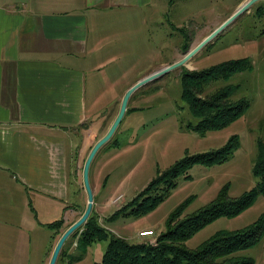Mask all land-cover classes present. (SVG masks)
<instances>
[{
  "label": "rangeland",
  "instance_id": "1",
  "mask_svg": "<svg viewBox=\"0 0 264 264\" xmlns=\"http://www.w3.org/2000/svg\"><path fill=\"white\" fill-rule=\"evenodd\" d=\"M247 1L150 0L142 10L116 12L113 13L116 15L104 18L106 21L113 19L104 30L98 31L96 25L92 26L87 58L93 60V71H89L91 84L88 102L91 100L94 118L86 124L85 131L91 130L96 137L93 134L90 144L79 154L78 180L81 179L92 144L105 134L116 119L124 91L181 61L185 57L180 54L183 44L191 49L196 47ZM249 14L247 11L239 15L184 66L136 90L128 106L137 110L125 115L113 136L119 145L109 142L96 154L89 173L90 185L100 186L98 193H95L94 208L100 223L115 235L131 243L154 241L167 231L170 215L189 198L192 200L180 219L210 205L225 187L231 198H238L256 185L253 166L258 157V142L264 144V64L257 57L264 37L257 42H253V38L264 28V21L254 23ZM178 29L187 34L189 41H184L181 33L178 36ZM252 56L258 63L233 74L226 81H210L200 96L206 99L228 85H235L238 88L230 100L247 99L250 102L247 112L226 128L205 135L189 128L196 120L181 98V75L185 72H202L223 62ZM234 136L238 137L239 146L226 160L212 166L192 167L188 174L177 179L175 188L154 210L145 216L119 217L107 221L159 173H164L186 156L221 149ZM84 195L87 196L86 192ZM77 197L80 201L81 194ZM77 197L76 193H71V202ZM87 203L84 196L83 202L77 205L79 213L76 218L85 212ZM262 216L264 196L261 195L238 216L221 217L205 226L184 246L196 250L216 232L245 229ZM67 226L61 227L58 234L54 230L58 241ZM151 231V235H145V232ZM108 244L109 240L94 243L83 260L72 263L69 254L78 256L80 252L77 239L70 237L64 246L68 251L59 256L57 264H98ZM232 256L251 258L254 264H264V235L254 247Z\"/></svg>",
  "mask_w": 264,
  "mask_h": 264
},
{
  "label": "crops",
  "instance_id": "2",
  "mask_svg": "<svg viewBox=\"0 0 264 264\" xmlns=\"http://www.w3.org/2000/svg\"><path fill=\"white\" fill-rule=\"evenodd\" d=\"M149 1L0 0V264H49L58 242L49 225L64 220L65 232L82 217L91 28Z\"/></svg>",
  "mask_w": 264,
  "mask_h": 264
},
{
  "label": "trees",
  "instance_id": "3",
  "mask_svg": "<svg viewBox=\"0 0 264 264\" xmlns=\"http://www.w3.org/2000/svg\"><path fill=\"white\" fill-rule=\"evenodd\" d=\"M189 48L188 45L185 49ZM251 65L248 58H243L223 62L202 72H185L181 75V98L196 120V123H191L189 128L205 135L208 132L226 128L247 112L250 107V102L247 99L236 102L230 100L238 88L235 85H228L206 99H202L200 96L210 81H226L234 73L245 71ZM136 110V108L128 106L126 114ZM111 140L109 142L112 145H119V141L115 137L114 139L112 137ZM258 145V157L253 166V174L257 183L252 189L238 198H231L228 188L225 187L219 197L210 205L185 219H180V215L192 200L189 198L170 215L167 231L154 241L131 243L115 235L100 223V217L93 207L85 225L71 236L73 239H77V248L80 252L78 256L68 253L71 262L83 260L88 248L94 243L109 240L102 261L98 264H254L251 258L233 257L232 255L246 251L260 242L264 235L263 216L245 229L233 232H216L196 250L187 249L184 243L215 220L221 217L238 216L250 208L258 196H264V144L258 142ZM238 146V137L234 136L221 149L186 156L164 173H159L143 191L137 194L132 201L119 208L107 221H114L119 217L145 216L164 201L171 189L175 188L177 179L188 174L192 167L219 164L226 160ZM64 224V220H59L49 226L53 230L56 229L58 234ZM64 246L60 256L65 255L68 251Z\"/></svg>",
  "mask_w": 264,
  "mask_h": 264
},
{
  "label": "water",
  "instance_id": "4",
  "mask_svg": "<svg viewBox=\"0 0 264 264\" xmlns=\"http://www.w3.org/2000/svg\"><path fill=\"white\" fill-rule=\"evenodd\" d=\"M257 1L259 0H250L248 1L246 4H244L237 13H235L227 22H225L220 28H218L216 31H214L209 37H207L202 43H200L195 49H193L190 53H188V55H186L181 61L175 63L174 65L165 68L164 70L160 71L157 74L152 75L149 78H146L140 82H138L136 85L132 86L124 95L123 99H122V103L120 106V110L119 113L115 119V121L113 122V124L111 125L109 131L107 132V134L100 139L95 146L92 148L86 162L84 165V169H83V182H84V187L88 196V203H87V207L85 212L83 213L82 217L75 222L73 225H71L61 236V238L59 239L51 260L49 264H57L58 258L61 254V251L63 249V246L65 245L66 241L77 231L79 230L83 225H85V223L87 222V220L89 219L92 210H93V206H94V194H93V190L91 188L90 185V181H89V173H90V167L91 164L96 156V154L99 152V150L106 145L114 136V134L116 133L117 129L119 128L120 124L122 123L125 114L127 112L128 109V103L130 101V98L132 97V95L134 94V92L136 90H138L141 86L147 84L148 82L156 79L157 77L171 71L174 70L176 68L182 67L184 66L189 60H191L194 56H196L199 51L201 49H203L207 44H209L217 35H219L220 32H222L232 21H234L239 15H241L242 13L246 12L253 4H255Z\"/></svg>",
  "mask_w": 264,
  "mask_h": 264
},
{
  "label": "flooded vegetation",
  "instance_id": "5",
  "mask_svg": "<svg viewBox=\"0 0 264 264\" xmlns=\"http://www.w3.org/2000/svg\"><path fill=\"white\" fill-rule=\"evenodd\" d=\"M248 1H250V0H248ZM247 1V2H248ZM246 2V3H247ZM262 2V3H261ZM245 3V4H246ZM253 7H254V9H253ZM251 10H252V12H251ZM237 11H239V9L237 10ZM247 11H249V15L250 16H252V19H253V21H254V23H256V21H258V22H260V21H264V0H259V1H257L255 4H253ZM246 11V12H247ZM223 25V23H221L220 25H218L216 28H214V30H212V32H210V34L207 36V37H209L214 31H216L218 28H220L221 26ZM180 33H181V36H182V38H184V41L185 40H188L187 38H189L188 36H187V34H183V32H182V30L180 31L179 29H178V36L180 37ZM206 37V38H207ZM217 37V36H216ZM215 37V38H216ZM264 37V28L260 31V32H258V35L257 36H254V38H253V42H257V41H259V40H261L262 38ZM206 38H204L203 39V41L206 39ZM189 41V40H188ZM202 41V42H203ZM202 42H200V43H202ZM199 43V44H200ZM211 43V42H210ZM198 44V45H199ZM197 45V46H198ZM208 45V44H207ZM188 45H186V44H183L182 45V47H181V49H180V54H182V55H184V56H186V55H188V53H190L193 49H195L196 47H194L193 49H191V48H189V49H185L186 47H187ZM258 50H259V55H258V57H257V59L259 60V61H261L262 62V64H264V44L263 45H261V46H259L258 47ZM244 58H248L250 61H251V64L253 65L254 63H258V61L257 60H254V57L252 56V58H249V57H244ZM241 59V58H240ZM243 59V58H242ZM252 59V60H251ZM237 60H239V58L237 59ZM254 60V61H253ZM237 73H239V72H236V73H234V75L235 74H237Z\"/></svg>",
  "mask_w": 264,
  "mask_h": 264
},
{
  "label": "built area",
  "instance_id": "6",
  "mask_svg": "<svg viewBox=\"0 0 264 264\" xmlns=\"http://www.w3.org/2000/svg\"><path fill=\"white\" fill-rule=\"evenodd\" d=\"M152 234V231L151 232H145V235H151Z\"/></svg>",
  "mask_w": 264,
  "mask_h": 264
}]
</instances>
